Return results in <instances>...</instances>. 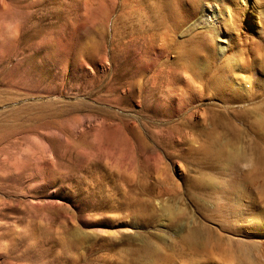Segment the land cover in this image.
<instances>
[{"label":"rangeland","instance_id":"obj_1","mask_svg":"<svg viewBox=\"0 0 264 264\" xmlns=\"http://www.w3.org/2000/svg\"><path fill=\"white\" fill-rule=\"evenodd\" d=\"M250 2L0 0V264H237L264 211Z\"/></svg>","mask_w":264,"mask_h":264},{"label":"bare ground","instance_id":"obj_2","mask_svg":"<svg viewBox=\"0 0 264 264\" xmlns=\"http://www.w3.org/2000/svg\"><path fill=\"white\" fill-rule=\"evenodd\" d=\"M250 3H251L250 5L253 4L252 5V11H255L256 13H258V15H261V17H264V9L262 10L260 8V6L255 7V5H254L255 2H253V3L250 2ZM214 5L215 4H209L208 3L207 9H208V12L211 13L215 17L217 13H216V6H214ZM243 8H244V6H243ZM217 21L218 20L215 18V21L214 22L212 21V24H214V26L216 25L217 28H220ZM231 154L228 156L229 159H230V157L231 158L232 157L237 158L235 153H233L232 155ZM235 159L232 158V160H235ZM248 160H251V159H248ZM246 200H245V198L240 199L239 202H237V204L235 205V207L239 204L240 208L238 207V210L241 209V207L244 208L246 203H247ZM249 212H251V211L248 210V213ZM226 213L228 214L227 222L235 220L233 222V224H234L236 222V219L239 218V217L235 218L233 215L234 213H232L231 216H229V209L226 211ZM238 216H240V215H238ZM242 216H243V214H242ZM245 217H247V216H245ZM249 217H250V215H249ZM251 217H252V221L251 220L249 221L250 223H248V227H246L244 229L240 228V229H232V231L230 230V232H233L234 236L236 238H238L237 244H238V242L241 241L242 243L239 245H245L244 247L241 246L242 247L241 248L242 251H240L241 253L239 254V252H238L239 256L234 259L235 263H237V264H264V211H258L257 213H253V216L251 215ZM226 218H227V216H226ZM237 222H239V221L237 220ZM227 227L229 228V225H227ZM199 233H200L199 229H195V228L189 229L187 231V233L183 236V239L185 241L190 242V243L195 242V241L200 239L199 237L201 234H199ZM236 238H235V241L237 240ZM234 243L236 244V242H234Z\"/></svg>","mask_w":264,"mask_h":264}]
</instances>
